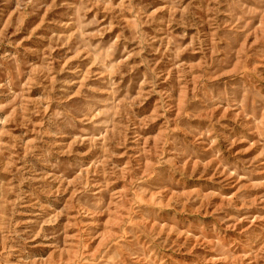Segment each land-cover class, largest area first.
Instances as JSON below:
<instances>
[{
	"label": "rangeland",
	"instance_id": "374dc122",
	"mask_svg": "<svg viewBox=\"0 0 264 264\" xmlns=\"http://www.w3.org/2000/svg\"><path fill=\"white\" fill-rule=\"evenodd\" d=\"M0 264H264V0H0Z\"/></svg>",
	"mask_w": 264,
	"mask_h": 264
}]
</instances>
